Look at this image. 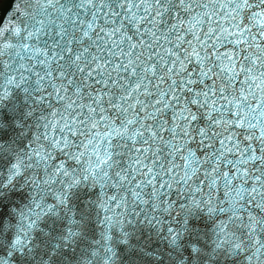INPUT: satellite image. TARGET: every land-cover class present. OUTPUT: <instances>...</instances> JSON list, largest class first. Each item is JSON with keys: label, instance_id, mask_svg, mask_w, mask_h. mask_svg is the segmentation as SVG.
Here are the masks:
<instances>
[{"label": "water", "instance_id": "1", "mask_svg": "<svg viewBox=\"0 0 264 264\" xmlns=\"http://www.w3.org/2000/svg\"><path fill=\"white\" fill-rule=\"evenodd\" d=\"M0 264H264V0H0Z\"/></svg>", "mask_w": 264, "mask_h": 264}]
</instances>
